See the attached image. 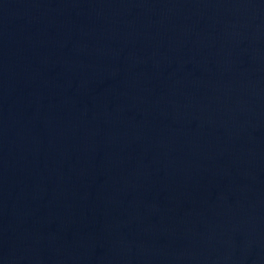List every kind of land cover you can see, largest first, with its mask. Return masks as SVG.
I'll return each mask as SVG.
<instances>
[{
  "label": "water",
  "instance_id": "obj_1",
  "mask_svg": "<svg viewBox=\"0 0 264 264\" xmlns=\"http://www.w3.org/2000/svg\"><path fill=\"white\" fill-rule=\"evenodd\" d=\"M0 264H264V0H0Z\"/></svg>",
  "mask_w": 264,
  "mask_h": 264
}]
</instances>
